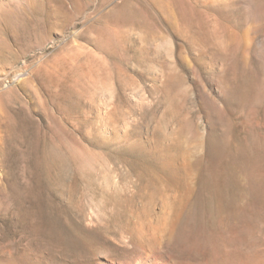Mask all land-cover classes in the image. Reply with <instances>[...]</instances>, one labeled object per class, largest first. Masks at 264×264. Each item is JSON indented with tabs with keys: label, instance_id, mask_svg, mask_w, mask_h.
Instances as JSON below:
<instances>
[{
	"label": "rangeland",
	"instance_id": "1",
	"mask_svg": "<svg viewBox=\"0 0 264 264\" xmlns=\"http://www.w3.org/2000/svg\"><path fill=\"white\" fill-rule=\"evenodd\" d=\"M157 246L264 264V0H0V264Z\"/></svg>",
	"mask_w": 264,
	"mask_h": 264
},
{
	"label": "bare ground",
	"instance_id": "2",
	"mask_svg": "<svg viewBox=\"0 0 264 264\" xmlns=\"http://www.w3.org/2000/svg\"><path fill=\"white\" fill-rule=\"evenodd\" d=\"M184 196V195H183ZM218 204V203H217ZM214 205V204H213ZM210 210V209H209ZM230 210V209H229ZM212 217V216H211ZM217 218V217H216ZM138 236L142 238L143 234L140 230H137ZM143 240V239H141ZM158 239H156L157 241ZM147 260H152L154 263L152 264H176L171 258L167 256L165 251L160 247L157 246L153 249V251L149 252V254H146ZM223 259V258H221ZM210 263V262H209ZM208 263V264H209ZM218 263V262H216ZM225 263V262H224ZM118 264H139L134 263L131 258H126L122 261H119ZM144 264H147L146 262ZM237 264V263H236Z\"/></svg>",
	"mask_w": 264,
	"mask_h": 264
}]
</instances>
